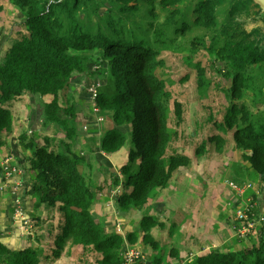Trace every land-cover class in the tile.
Instances as JSON below:
<instances>
[{"label":"trees","instance_id":"trees-1","mask_svg":"<svg viewBox=\"0 0 264 264\" xmlns=\"http://www.w3.org/2000/svg\"><path fill=\"white\" fill-rule=\"evenodd\" d=\"M11 3L22 15V28L0 62V145L2 132H8L13 124L11 104L23 95H52L49 102L39 104L38 121L41 126L62 128L68 140L74 141L76 131L69 127V121L75 118V111L72 104H63L62 93L75 77L101 76L104 83L96 102L104 122L107 118L111 126L101 138L99 151L124 157L120 168L123 179L115 178L114 185L122 184L127 191L116 204L123 210L144 208L169 185L174 172L190 161L186 155L166 156L171 139L165 104L169 92L156 72L164 66L158 56L164 49L188 51L185 60L196 69L197 87L204 93L211 82L200 62L192 61V53L203 48L214 56L213 66L218 63L216 70L226 80L224 84L214 82L221 85L227 102L217 127L232 133L234 149L240 151L250 181L264 183V36L257 28L246 31L236 19V14L251 7L261 13L252 0ZM96 51L102 52L101 58ZM175 110L180 120L178 102ZM33 131L36 140L26 134L20 136L31 173V193L38 204L55 208L61 221L52 244L47 235L43 239L46 247L39 244L16 250L0 234V264L58 260L67 245L96 252V264H122L125 239L135 243L137 234L128 231L124 238L118 231L107 233L94 218L92 206L97 193L91 189V177L79 169L85 153L74 152L67 142L65 152L53 149L52 139L40 138ZM210 138L220 152L224 139L219 135ZM155 226L162 227L163 223L149 214L141 217L142 241L158 249L159 242L149 234ZM236 239L238 242L230 247L202 251L184 264H264V236ZM49 252L50 256L41 254ZM160 259L155 257L154 264H160Z\"/></svg>","mask_w":264,"mask_h":264},{"label":"rangeland","instance_id":"rangeland-1","mask_svg":"<svg viewBox=\"0 0 264 264\" xmlns=\"http://www.w3.org/2000/svg\"><path fill=\"white\" fill-rule=\"evenodd\" d=\"M236 16L246 31L257 28L264 36V13L262 11L257 13L255 8L251 7L245 12H239ZM21 20L20 11L11 3V0H0V62L3 60L6 49L17 38V32L22 28L19 24ZM95 54L102 57L101 51H96ZM188 55V51L162 50L158 57L164 61V66L157 68L156 72L165 81L166 89L169 92V96L165 98V104L168 107V127L171 131V139L167 146L166 156L171 154L186 155L190 161L186 167L174 172L169 185L152 197L144 208L130 207L123 210L118 207L117 198L127 190L122 184L114 185V180L115 178L123 179L120 168L124 157L122 154L109 156L96 148L99 145L97 137L99 136L101 139L111 124L107 118L105 122L103 120L99 122V125L96 124V118L98 119L100 115L91 109L93 101L89 99L92 96L88 88L98 84V87L96 85L98 91L104 83L103 77H75L72 80V84H74L72 90L65 88L62 93L63 104H72L75 111V118H71L69 127L77 129V134H79V129L87 134L100 130V133H96V135L93 133L89 136L90 141L96 145L94 147L96 150L94 149L90 157L92 162L90 167H87L89 165L84 158L85 164L80 165L79 169L86 176L91 177V189L97 193L95 201L99 204L100 210L102 211L105 204L109 207L107 220L103 223L105 231L110 233L116 230L124 238L128 231L136 232L137 241L131 244L125 239L124 251L122 250L121 253L123 258L124 252L131 248V251L137 254L133 264H154L155 257L161 258L160 264H184L186 260L189 261L190 257L196 256L202 251L211 248L223 249L222 245L215 244L213 239L223 238L226 235L225 231L228 227L226 228L225 224L230 223L232 217L229 214L231 212L233 215L231 228L234 229V233L239 220L238 212L252 214L253 217L250 220L254 222L256 229H264V218L260 217L264 215L263 206L261 202H257V194L261 190L264 191V186L253 188L254 181L249 179L248 167H242V170L239 168L243 160L241 155H236L238 152L234 149L232 133L224 132L217 127V123L222 122L227 102L221 91V85L215 86L214 82L219 80L224 84L226 80L216 70L219 67L218 63L216 62L213 66L214 56L210 55L206 49L199 48L192 53V61L193 63L200 62L207 80L211 82L206 88V92L201 93L197 87L196 69L188 65L185 60ZM93 66L94 64L91 67ZM51 99L52 95L47 94L39 98L23 95L14 99L11 104L12 127L8 132L1 134L3 144L0 145L2 170L0 207H3V211L0 212V234L8 242L9 247L16 250L28 246L35 248L39 244L42 247L47 246L43 241L45 238L43 234H46L47 228L38 233V230H42L46 223L39 226L41 220L38 221L36 216L41 214L40 211L31 215L30 210H35V204L29 198L30 191L22 187L24 179L26 180L28 177L29 168L24 165L27 164V161L24 162L26 157L22 150L23 144L20 142V136L26 134L28 139L36 140L37 137L32 133L31 128L33 124L39 122V104L47 103ZM177 102L181 106L180 120L175 110ZM29 106L32 109H28ZM82 115L85 118L84 122L81 120ZM39 126L41 125L39 124ZM42 132L43 136H48L53 140L51 143L53 149L58 147L61 152H65L64 142H67L73 146L74 152L77 151L79 154L84 152V149L76 148V139L68 140L62 128L43 125ZM212 135H219L224 139L220 152L215 149V141L210 138ZM42 142L45 141L42 140ZM48 143L50 144V142ZM83 166L86 167L85 170H83ZM5 167L8 168L6 170L8 177L3 173ZM235 171L240 172L239 175ZM247 184H251V187L248 188ZM235 185L245 192L248 189H254L252 191L254 195L249 196L254 199V202L249 204L248 211L247 206L245 207L246 199L239 200L240 197L243 198L245 192L239 194L234 189ZM229 187L232 191L234 190L237 197L231 195L232 191ZM22 188L26 191L22 192ZM99 193L101 197H98ZM263 198L261 195V200L264 202ZM35 200L37 202L38 198L35 197ZM16 203L22 204L31 223L32 228L29 234H23L26 229L19 227V221L13 215V205ZM39 205L46 206L44 203H39ZM49 208L46 206L42 210L44 218L49 220L48 229L52 224H55L49 229L51 234L47 235L50 237L49 244H52L54 233L58 231L61 219L55 208ZM144 214L152 215L164 223L162 227L157 226L149 231L151 237L159 242L158 249H153L151 243L142 241L143 234L139 229V222ZM225 217H227V221L223 222L221 218ZM94 218L96 219V214ZM96 221L99 222V219ZM218 221L219 223L222 221L219 226L222 229L214 230V237L207 235L209 231L206 230H209L210 226L214 227ZM250 236L252 235L241 239H247ZM262 236L264 233H258L252 237ZM40 240H42L41 243L38 242ZM207 247L209 248L207 249ZM174 251L177 252L175 255ZM41 254L50 256L51 253ZM98 257L99 254L94 251H83L81 246L67 245L63 249L60 259H49L46 262L41 259V264H96Z\"/></svg>","mask_w":264,"mask_h":264},{"label":"crops","instance_id":"crops-1","mask_svg":"<svg viewBox=\"0 0 264 264\" xmlns=\"http://www.w3.org/2000/svg\"><path fill=\"white\" fill-rule=\"evenodd\" d=\"M71 85V87H70V90H72V85H74V84H72V83H70ZM70 90H69V92H70ZM32 100L34 101V99L32 98ZM33 106V105H32ZM28 109H29V107H27ZM81 120H82V122H84L85 121V118H84V115H82L81 116ZM39 122L38 123H35V124H33V126H32V128H31V130H32V133L34 132L33 130H35V131H37L39 134H40V138L43 136L42 134H43V132H42V129H43V126H39ZM97 125H99V123H96ZM77 129H75V131H76ZM99 130V129H98ZM93 133H95V135H96V133H100V130L99 131H97V132H93ZM93 133H89V134H87V133H85L84 131H81L80 129H79V134H77L76 133V137H75V139H76V141H77V145H76V148L77 147H79L80 149H84V152H85V158H86V161L88 162V165L89 166H87V167H90V164L92 163L91 162V160H90V157L92 156V152H94V149L96 150V148L99 150V148H100V142H101V139H99V136L97 137L98 138V142H99V145L96 147V148H94L96 145H94L93 143H92V141H90V139H89V136H91ZM47 135V134H46ZM94 135V136H95ZM95 139H96V136L94 137ZM102 138V137H101ZM74 147H75V144H74ZM238 153H236V155H241V153H240V151L239 150H236ZM104 158L105 159H107V157H105L104 156ZM25 161H27V160H24V162ZM22 163V162H21ZM20 163V164H21ZM243 162H241V164L239 165V168H241V170H242V167H246V166H242L243 164H242ZM85 164V163H84ZM25 166H27V164H24ZM23 165V166H24ZM85 168L86 167H84L83 166V170H85ZM247 168V167H246ZM235 172H237V171H235ZM30 173L28 172V177L26 178V180L24 179V182H23V185H22V187L24 188V189H27V190H29L30 192L28 193L29 194V198L31 199V201H33L34 202V206H35V210H30V213H31V215H33L36 211L38 212V211H40L41 212V214H37L38 216H36V219L38 220V221H40L41 220V223L39 224V226L42 224V223H46V225L45 226H43V229L42 230H38V233H40V231L41 232H43L46 228H47V230H46V234H43V237L45 236V238L44 239H46V235H48V231H49V229L50 228H52L55 224H52L51 225V227H49V229H48V227H47V225H49V220L47 219V218H44V212H43V210L42 209H44L46 206H43V205H39L38 204V200H37V202H36V200H35V197H34V195L31 193V185H30V181H31V175H29ZM253 182V181H252ZM259 186H261V188L264 186V183H256V182H253V188H256V187H259ZM21 189V190H23L22 192H25L26 190H24V189ZM230 188V187H229ZM253 188H251V189H248L245 193H244V195H243V198H241L240 197V199L239 200H245L247 197H249V196H251V195H254L253 193H252V191H254V189ZM231 189V188H230ZM261 190V189H260ZM231 191H232V189H231ZM257 191V190H256ZM28 194H27V196H28ZM103 194H104V192H103ZM232 196H234V197H237L236 196V193L234 192V190L232 191V194H231ZM261 195H262V198L264 197V191L263 190H261V192H258V194H257V199H258V201L257 202H261L262 203V206H263V211H264V202L261 200ZM98 197H101V194L99 193L98 194ZM24 198H25V195H24ZM24 198H23V201H24ZM263 200H264V198H263ZM107 202H108V197H107ZM105 206V207H104ZM103 207H102V211L100 210V207H99V204L98 203H94V205L92 206V214H93V216H95V214H96V219H99V222H101L100 224H101V226L103 225V223L107 220V217H108V214H107V212H108V206H107V204H105ZM0 209H1V211L0 212H2L3 211V207H0ZM50 209V208H49ZM48 209V210H49ZM51 211V210H50ZM95 213V214H94ZM229 215H231V217H232V219L230 220V223H228V224H225V226H226V228H227V231H225V233H226V235H224V237L223 238H214L213 240H214V243L215 244H219V245H222V248L224 247H230L232 244H234V243H237L238 242V240L236 239V237L234 236V229H232L231 228V224H232V220H233V215H232V212L229 214ZM40 217V218H39ZM220 217H222V216H220ZM226 218L227 217H225V218H221V220L223 221V222H225V221H227L226 220ZM45 220V221H44ZM221 221V222H222ZM220 222V223H221ZM163 223V222H162ZM219 223V221L216 223V225L214 226V227H212V226H210L209 227V230H206L207 232L209 231V233H207V235H211V236H213L214 237V230H220V229H222V228H220L219 226L221 225ZM164 224V223H163ZM102 227H104V225L102 226ZM155 227H157V226H155ZM19 230V232L20 233H22V231L20 230V229H18ZM114 231H116V230H114ZM110 232V231H109ZM117 232V231H116ZM24 234V233H23ZM41 235V234H40ZM41 237H42V235H41ZM206 242H207V239H206ZM214 246V245H213ZM209 247H207V249H208Z\"/></svg>","mask_w":264,"mask_h":264},{"label":"built area","instance_id":"built-area-1","mask_svg":"<svg viewBox=\"0 0 264 264\" xmlns=\"http://www.w3.org/2000/svg\"><path fill=\"white\" fill-rule=\"evenodd\" d=\"M96 85L98 86V84H95L94 86H91L88 88V89H90L89 91L91 92V96H92L89 99L93 101V104L91 105L92 111H94L96 114L100 115V108L96 102L97 101V95H98V91L96 90ZM96 120H97V123H99L103 120V117L100 115V117L98 119L96 118ZM7 167H8V165H7ZM7 167H5L4 171H3V173L6 177H8V175L6 174V170L8 169ZM230 183H232V182H230ZM7 186H10V185H7ZM20 186H21V183H20ZM247 187L248 188L251 187V184H247ZM234 189L239 194L241 192H243V193L245 192V190L243 191V189H241L237 185L234 186ZM253 200L254 199L252 197L246 198L247 202L245 203V207L247 206L246 207L247 211H248L249 204L251 202H254ZM13 215L19 221V227L26 229V232L24 234H29L31 232L32 226H31V223L28 219V216L25 214V212L23 210L22 204L16 203L13 205ZM252 217H253V215L249 214L247 212H243V214L241 212H238L239 220H238V225L235 226V233H234V235L237 238L241 239V238L247 237L249 235L255 236L258 233H260V234L264 233V229L263 230H257L256 229L254 222L250 220ZM260 217H262L261 219L264 218V216H260ZM136 257H137V254L134 251H131V248H129L124 252L122 264H133L132 262Z\"/></svg>","mask_w":264,"mask_h":264},{"label":"water","instance_id":"water-1","mask_svg":"<svg viewBox=\"0 0 264 264\" xmlns=\"http://www.w3.org/2000/svg\"><path fill=\"white\" fill-rule=\"evenodd\" d=\"M253 3L257 4L260 10L264 13V0H252Z\"/></svg>","mask_w":264,"mask_h":264},{"label":"clouds","instance_id":"clouds-1","mask_svg":"<svg viewBox=\"0 0 264 264\" xmlns=\"http://www.w3.org/2000/svg\"><path fill=\"white\" fill-rule=\"evenodd\" d=\"M243 240V239H242Z\"/></svg>","mask_w":264,"mask_h":264}]
</instances>
